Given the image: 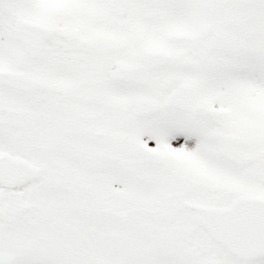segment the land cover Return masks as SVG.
<instances>
[{
	"label": "snow or ice",
	"instance_id": "6c2138e0",
	"mask_svg": "<svg viewBox=\"0 0 264 264\" xmlns=\"http://www.w3.org/2000/svg\"><path fill=\"white\" fill-rule=\"evenodd\" d=\"M0 264H264V0H0Z\"/></svg>",
	"mask_w": 264,
	"mask_h": 264
}]
</instances>
